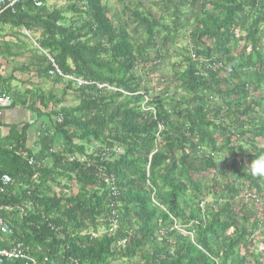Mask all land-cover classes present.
<instances>
[{
  "label": "trees",
  "instance_id": "16d2710c",
  "mask_svg": "<svg viewBox=\"0 0 264 264\" xmlns=\"http://www.w3.org/2000/svg\"><path fill=\"white\" fill-rule=\"evenodd\" d=\"M12 1L0 4V32L4 25L27 30V38L40 31L33 62L17 69L63 90L22 92L14 76L0 74V91L49 133L39 127L34 148L32 123L0 135V179L12 177L0 215L13 229L0 246L22 242L36 264H264V247L256 246L257 235L264 242V177L248 170L264 155V0L153 1L160 16L145 0L114 14L105 0ZM189 10L185 67L175 63L170 80L153 86L181 19L190 25ZM140 29L146 38L138 42ZM47 53L65 73L95 83L51 77ZM70 95L78 102L69 104ZM145 95L155 111L142 109ZM56 144L63 149L51 152ZM104 146L122 151L106 158ZM112 203L121 220L109 232Z\"/></svg>",
  "mask_w": 264,
  "mask_h": 264
},
{
  "label": "crops",
  "instance_id": "0c3cea01",
  "mask_svg": "<svg viewBox=\"0 0 264 264\" xmlns=\"http://www.w3.org/2000/svg\"><path fill=\"white\" fill-rule=\"evenodd\" d=\"M26 31L25 29L12 28L10 25L2 27L0 32V74H3L5 77L14 76L11 85L22 92L29 90L32 92L49 93L53 91V93L60 95L63 90L61 84L45 81L43 78L35 75V72L32 70L22 73L17 69L22 64H30L33 62V58H35L29 49L31 48V44L36 42L40 31L33 32L30 38L21 35V33H25ZM36 67H38L37 64L33 68L35 69ZM69 97H73V95ZM27 122L32 123L28 132V146L33 147L36 145L37 132L41 122L36 119V115L33 112L20 103L3 109L0 115V135H7L12 125L22 127Z\"/></svg>",
  "mask_w": 264,
  "mask_h": 264
},
{
  "label": "built area",
  "instance_id": "2783aa9c",
  "mask_svg": "<svg viewBox=\"0 0 264 264\" xmlns=\"http://www.w3.org/2000/svg\"><path fill=\"white\" fill-rule=\"evenodd\" d=\"M15 1L16 0H13L12 4ZM36 4L41 5L42 1L36 0ZM26 33H28V31H26ZM34 44L36 46H39L37 42H34ZM47 55H48V60L50 63V66L48 69V74L51 77H61L67 82L72 81L77 86H83V85L95 83V82H92L90 80L84 79L82 77L76 76L74 74L65 73L62 70V68L59 66L56 58L51 53H47ZM154 78L158 79L159 76H154ZM97 85L101 88L105 87L109 90L121 91V92H124L126 94L128 93L125 90H123L122 88L109 85L108 83H97ZM151 101H152V98L149 95H145V99L142 102V109H144V110L154 109V111H155V106L153 104H150ZM13 103H14V99L10 93L0 91V115L3 111V109H5L6 107L12 106ZM40 127H42V132L45 135L49 134L47 132V130H45L46 129L45 123H42V124L40 123ZM162 128H163V125H160L159 129L161 130ZM38 134H40V131L37 132V135ZM62 149H63L62 144H56L55 146H53L51 148V152L62 150ZM121 151H122L121 147L111 148L108 146H104L103 150L101 151V154H102V156H104L106 158H110L109 154H111V153L119 154ZM87 158L88 157L86 155H81V156L80 155H70V157H69V159L71 161H74V160L86 161ZM28 162L32 165L35 164L34 157H32V156L29 157ZM11 182H12V177L10 175H8V174L2 175L1 179H0V193L3 192L5 187ZM248 196L252 197V198L255 197V195L251 194V193H248ZM152 199L157 205L160 206V203L155 198V191L152 194ZM114 204L115 203H112L113 209H112L111 214H110L111 224H110V227L108 229L109 232H114L119 227L120 220H121V217L118 214L117 210L115 209ZM175 227L180 228V225L178 224V222L176 220H175ZM105 230L106 229H102L97 233L93 232V235L94 236L102 235L104 232H106ZM12 233H13V229L6 222V220L0 215V240L7 241L6 238L3 237V235L4 234H12ZM127 241H128V237H125V238L120 240L119 244L125 245L127 243ZM8 244H9V246H0V264H19L18 263L19 261H25L24 264H29V263L30 264H36V259L27 252V248L22 242H16L15 240H10V241H8Z\"/></svg>",
  "mask_w": 264,
  "mask_h": 264
},
{
  "label": "rangeland",
  "instance_id": "374dc122",
  "mask_svg": "<svg viewBox=\"0 0 264 264\" xmlns=\"http://www.w3.org/2000/svg\"><path fill=\"white\" fill-rule=\"evenodd\" d=\"M107 1V3L109 4V7L111 9V13L114 14L117 10L120 11L123 7V3H128L129 0H124L123 2L121 0H105ZM131 1V0H130ZM136 1V0H135ZM153 1H159V0H145L146 4L153 6V10L155 11V13H157V16L162 15V12L160 11V6H154L152 4ZM66 2V0H49V3L54 5H62ZM188 16L190 17V25L185 26V22L183 19H181V23L184 25V27L181 28L180 30V36L178 37V39L176 40V42L174 44L171 43L170 48L167 52V57L166 59L163 60L160 69L158 70L162 76H161V80L159 79H155L153 77V80H151V84H153V86L155 85H159L160 82H163V77L167 80H170V78L174 75V64L178 63L182 68L185 67L186 64V60H185V55L188 54L186 51V46H189L190 44V34L189 32L191 31V26H193L194 22H195V15L193 10H189L188 11ZM170 20V19H169ZM134 37L136 39V41L141 42L146 38V33L144 31H142V29H140L139 33L134 34ZM191 46V45H190ZM160 81V82H159ZM164 81V82H165ZM170 82V81H169ZM76 102H78V99L75 97H69L68 98V103L69 104H75ZM35 115V114H34ZM210 178V175H209ZM210 186V185H209ZM215 194H210L207 197V202H213L215 200ZM219 198V197H217ZM260 236H262L261 234H259V236L257 235L256 239V246L258 248H263L264 247V242L260 241L259 239L261 238ZM138 264V260L133 259V260H122L119 259L116 260V262H114L113 264Z\"/></svg>",
  "mask_w": 264,
  "mask_h": 264
},
{
  "label": "clouds",
  "instance_id": "9594fccd",
  "mask_svg": "<svg viewBox=\"0 0 264 264\" xmlns=\"http://www.w3.org/2000/svg\"><path fill=\"white\" fill-rule=\"evenodd\" d=\"M249 174L258 177H264V155L257 156L248 165Z\"/></svg>",
  "mask_w": 264,
  "mask_h": 264
},
{
  "label": "water",
  "instance_id": "95a60500",
  "mask_svg": "<svg viewBox=\"0 0 264 264\" xmlns=\"http://www.w3.org/2000/svg\"><path fill=\"white\" fill-rule=\"evenodd\" d=\"M5 0H0V4L2 3V2H4Z\"/></svg>",
  "mask_w": 264,
  "mask_h": 264
}]
</instances>
